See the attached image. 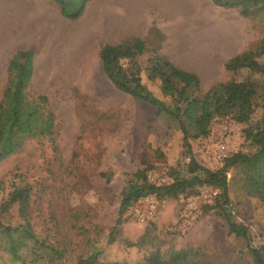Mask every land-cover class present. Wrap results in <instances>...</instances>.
Masks as SVG:
<instances>
[{
	"label": "rangeland",
	"instance_id": "1",
	"mask_svg": "<svg viewBox=\"0 0 264 264\" xmlns=\"http://www.w3.org/2000/svg\"><path fill=\"white\" fill-rule=\"evenodd\" d=\"M198 9L200 13L181 1L90 0L76 20L49 11L47 43L36 45L28 93L46 96L44 110L53 114L54 133L25 139L1 160L0 219L11 226L24 222L17 203L7 211L2 205L14 188L27 187L34 231L66 250L64 259L54 264H76L93 252L98 253L95 264H141L155 250L165 256L185 250L187 259L175 264H254L246 241L230 234L216 210L207 208L217 193L210 186L189 189L177 198L148 195L118 215L121 193L141 168L159 185L172 180V171L189 176V157L202 167L220 168L223 160L212 154L218 139L230 154L255 150L244 129L257 124L262 98L247 123L214 118L209 134L190 139L187 152L175 121L116 88L103 72L100 46L139 36L146 49L134 61L142 82L166 101L159 81H149L146 74L148 59L155 54L195 73L198 96L233 79L262 85L260 73L229 71L224 64L256 48L264 34V12L243 16L237 8H222L211 0H203ZM2 80L0 97L6 74ZM227 181L233 219L247 225L251 244L264 253V155L230 168ZM4 243L0 234V264H20Z\"/></svg>",
	"mask_w": 264,
	"mask_h": 264
},
{
	"label": "trees",
	"instance_id": "2",
	"mask_svg": "<svg viewBox=\"0 0 264 264\" xmlns=\"http://www.w3.org/2000/svg\"><path fill=\"white\" fill-rule=\"evenodd\" d=\"M60 14L69 20L78 19L90 0H51ZM222 8H237L243 16L254 12H264V0H211ZM146 49L144 38L131 36L118 44L104 43L99 49L102 69L111 83L119 90L149 103L158 115L176 122L182 133L183 146L190 152V139L206 137L214 118L230 117L236 122L247 123L262 98L264 108V79L258 85L251 80H230L211 85L207 91L198 96L200 80L190 71L175 65L165 57L155 54L148 59L146 74L149 81H159V89L164 97L150 91L142 82L141 68L134 61ZM34 53L30 49L14 52L6 68V81L0 97V162L18 149L25 139L51 136L54 133V119L44 107L47 98L43 94L31 96L28 88L33 76ZM264 34L255 49L243 50L225 64L229 71L248 70L260 73L264 77ZM245 140L255 150L253 152L236 151L225 157L220 168L211 170L202 167L189 157L187 169L189 176H180L176 171L170 174L172 180L165 184L149 181L147 169L141 168L134 173L121 193L118 215L135 201L154 195L158 199L177 198L187 190L210 186L217 191L213 203L208 209L216 210L226 222L228 232L246 241V249L254 264H264V253L251 244L247 225L233 219L228 202L227 171L239 165L256 161L264 155V110L255 126L244 129ZM150 168V167H147ZM17 203L19 215L24 222L16 226L5 225L0 219V234L5 239L4 250L13 261L20 264H54L61 262L66 250L52 245L46 239H40L31 223L29 189L14 188L2 205L7 211L11 204ZM118 224V221H117ZM30 254L31 258L27 259ZM97 252L85 258L80 257L76 264H95ZM188 253L178 250L167 256L159 250L151 252L141 264H175L185 261Z\"/></svg>",
	"mask_w": 264,
	"mask_h": 264
},
{
	"label": "crops",
	"instance_id": "3",
	"mask_svg": "<svg viewBox=\"0 0 264 264\" xmlns=\"http://www.w3.org/2000/svg\"><path fill=\"white\" fill-rule=\"evenodd\" d=\"M130 1L136 4L144 0ZM169 1L172 4L180 1L191 4L196 13H200L198 5L203 0ZM49 11L61 15L58 7L51 0H0V82L3 81L7 63L14 52L30 49L34 53L37 44L47 43Z\"/></svg>",
	"mask_w": 264,
	"mask_h": 264
},
{
	"label": "built area",
	"instance_id": "4",
	"mask_svg": "<svg viewBox=\"0 0 264 264\" xmlns=\"http://www.w3.org/2000/svg\"><path fill=\"white\" fill-rule=\"evenodd\" d=\"M227 129V126L225 127ZM213 156L217 159V161H222L225 157L229 156V151L222 139H218L216 141L214 150L212 151ZM137 210V209H136ZM137 215L142 218L141 213L137 211Z\"/></svg>",
	"mask_w": 264,
	"mask_h": 264
}]
</instances>
